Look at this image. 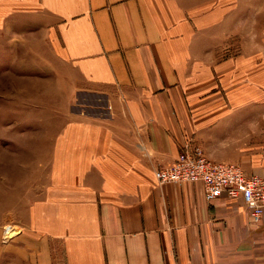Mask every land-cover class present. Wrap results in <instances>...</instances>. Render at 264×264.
Segmentation results:
<instances>
[{"label":"crops","instance_id":"1","mask_svg":"<svg viewBox=\"0 0 264 264\" xmlns=\"http://www.w3.org/2000/svg\"><path fill=\"white\" fill-rule=\"evenodd\" d=\"M263 17L264 0H0V68L46 83L0 155L32 170L0 193L20 212L0 216V264H264L242 198L155 177L191 138L264 178Z\"/></svg>","mask_w":264,"mask_h":264},{"label":"built area","instance_id":"2","mask_svg":"<svg viewBox=\"0 0 264 264\" xmlns=\"http://www.w3.org/2000/svg\"><path fill=\"white\" fill-rule=\"evenodd\" d=\"M191 138L184 143L182 152L171 165L155 171L159 184L201 182L208 201L222 196L242 198L251 222L259 226L264 220V178L248 174L239 165L209 159L203 150L192 144ZM11 226L5 228L6 239Z\"/></svg>","mask_w":264,"mask_h":264},{"label":"rangeland","instance_id":"3","mask_svg":"<svg viewBox=\"0 0 264 264\" xmlns=\"http://www.w3.org/2000/svg\"><path fill=\"white\" fill-rule=\"evenodd\" d=\"M262 26L264 28V17ZM13 54V51H9L6 54V58L12 59ZM26 69L28 68L23 67L20 70L19 66L14 67L13 65L0 68V123H3L5 121V129L0 130V155L3 156V154L6 152L8 159L14 158V149L18 148L15 140H20L21 138L30 139V134H28L26 130L38 127L37 124L39 122V116L34 117L38 118L36 122L31 126L19 128L18 121L25 119L28 116H19L18 114H14L17 107L19 108L21 105L22 107H27V109L30 108L29 97L30 95H32L33 97L36 96V94L32 90H38L41 88L44 89V86L46 85L45 82L38 81L34 77L30 78L27 74ZM35 100L34 101L37 102L36 98ZM81 101H84L86 103L88 100ZM79 106H82V104L77 105L76 108H78ZM21 130H23V134H20ZM6 162L12 163V165L6 166ZM6 162L4 163L3 159L0 161V176L2 177L0 178V193L3 189H5L6 192L14 193L15 191L20 190V185L16 184V181L19 182L20 180L18 179L19 176L21 174L30 175V172L32 170L30 169L29 171L28 169L26 172H24L26 170L24 163L14 161ZM35 166H42V164H34V167ZM5 181L7 183H5V186H3L2 183H4ZM35 181L36 180L33 181V186L35 185ZM37 186H41V184H37ZM13 208H19V206L6 207L5 210H3V207L0 206V216L2 217L4 214L6 216V221L11 218L18 219L20 212L19 210H14ZM11 224L13 223L11 222ZM18 229L19 228H11L12 232L14 231V234ZM8 236H11L10 232H8Z\"/></svg>","mask_w":264,"mask_h":264},{"label":"bare ground","instance_id":"4","mask_svg":"<svg viewBox=\"0 0 264 264\" xmlns=\"http://www.w3.org/2000/svg\"><path fill=\"white\" fill-rule=\"evenodd\" d=\"M10 230H11V229H10ZM10 230H9V231H10ZM10 234H11V235L14 234V231L12 232V230H11V231H10Z\"/></svg>","mask_w":264,"mask_h":264}]
</instances>
